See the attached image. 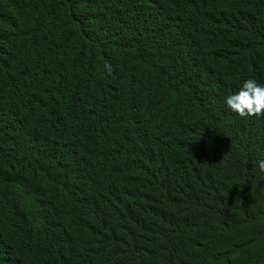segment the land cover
<instances>
[{"label":"trees","instance_id":"16d2710c","mask_svg":"<svg viewBox=\"0 0 264 264\" xmlns=\"http://www.w3.org/2000/svg\"><path fill=\"white\" fill-rule=\"evenodd\" d=\"M264 0H0V264H264Z\"/></svg>","mask_w":264,"mask_h":264},{"label":"clouds","instance_id":"9594fccd","mask_svg":"<svg viewBox=\"0 0 264 264\" xmlns=\"http://www.w3.org/2000/svg\"><path fill=\"white\" fill-rule=\"evenodd\" d=\"M228 109L243 118L264 116V85L254 79H245L239 89L225 97ZM257 167L264 173V159L257 161Z\"/></svg>","mask_w":264,"mask_h":264}]
</instances>
